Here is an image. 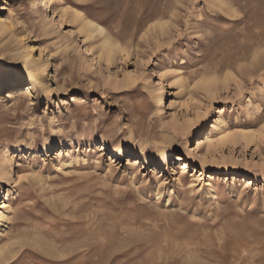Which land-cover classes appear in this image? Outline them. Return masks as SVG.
Wrapping results in <instances>:
<instances>
[{"label": "rangeland", "instance_id": "1", "mask_svg": "<svg viewBox=\"0 0 264 264\" xmlns=\"http://www.w3.org/2000/svg\"><path fill=\"white\" fill-rule=\"evenodd\" d=\"M0 2V264H264V0Z\"/></svg>", "mask_w": 264, "mask_h": 264}, {"label": "bare ground", "instance_id": "2", "mask_svg": "<svg viewBox=\"0 0 264 264\" xmlns=\"http://www.w3.org/2000/svg\"><path fill=\"white\" fill-rule=\"evenodd\" d=\"M3 3H7V0H4V2H2V4ZM0 8H1V4H0ZM79 18H81V17H79ZM84 19L85 20H80L81 25H82L81 28H83V30L86 29L87 31H90V32L96 31L97 33L98 32L102 33V31H104L102 26L94 23L90 19H86V18H84ZM0 25L4 26L5 29H8V30L12 29V27H13L12 26V15L11 14H4L3 16L0 15ZM106 40L108 41V39H106ZM108 42H105V43H108ZM33 48H34V45H30L28 47V53L29 54H32ZM109 54H110V58H112L113 54H111V53H109ZM46 73H47V67L38 68V71L36 73L33 72V75L31 74L32 79H33V85L26 86V87L25 86L21 87L20 85L23 83V81H22V79H23L22 78L23 77L22 73L19 72V71H11L7 67L0 65V93H1V89L4 88L5 86L17 87V88H14L11 91L10 96L21 94V95H25L26 98H28V99H33L35 97V94H36V91H37L36 90V86L38 84H40V86L42 85V81H43V78H44ZM0 97H1V95H0ZM186 124H188V125H185V127L181 128V130L185 129V131H186V130L190 129L191 123L188 122ZM217 124H219V123H217ZM218 129L219 128L215 124L213 129H212L213 131L210 132L206 137L198 138L196 146H194L193 149L189 150L184 156H182V155H174V158L176 159V162H181L182 170L187 169L189 167V165L192 164L190 162L193 160V155H195V151H196V153H200L201 149H202V146L204 144H206V142H209L208 144L210 146V144H211V142L213 141V138H214L213 134H216V135L219 134L218 133ZM244 137L246 138L245 135H244ZM175 139H177V137ZM168 141H171V138ZM225 143H226V138H220L219 140H217V144L224 145ZM107 147H108V144L107 143H103L101 148L102 149H107ZM161 151H162L161 154H163V157L165 159L169 158L170 156H172V149L171 148H162ZM120 155H121V151L117 150L116 156L118 158H120ZM130 158H131L130 161H132V160L135 161L134 163H139V164L147 163L146 162V157H144L143 162L137 161L140 158V156L136 152H131L130 153ZM198 159L200 160L199 161V163H201L200 165H203V163L206 162V155L202 156L201 158L199 157ZM216 171H218V170H216ZM231 173H235L236 174V173H239V172H237L236 170H232ZM182 176H184V174H181V178H182ZM0 208L2 209L0 211V223H1V221H3L5 218H7V216H6V213H7L6 211H7V208H8L7 202L6 201L2 202Z\"/></svg>", "mask_w": 264, "mask_h": 264}]
</instances>
